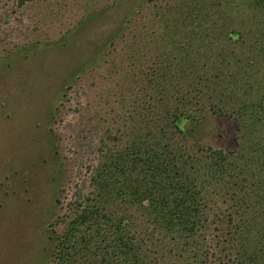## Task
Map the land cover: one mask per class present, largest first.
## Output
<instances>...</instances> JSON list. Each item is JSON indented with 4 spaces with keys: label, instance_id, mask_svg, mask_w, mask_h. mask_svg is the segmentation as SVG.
<instances>
[{
    "label": "rangeland",
    "instance_id": "rangeland-1",
    "mask_svg": "<svg viewBox=\"0 0 264 264\" xmlns=\"http://www.w3.org/2000/svg\"><path fill=\"white\" fill-rule=\"evenodd\" d=\"M235 1L223 14L247 36L232 46L206 37L217 31L210 25L174 27L168 16L181 0H0V264H57L56 243L85 206L127 218L147 264L225 263L229 232L250 210L238 187L225 193L228 177L195 160L264 142V126L237 117L264 99V51L253 49L264 19L244 27L247 6ZM207 3L201 13L215 14ZM180 113L190 118L184 132L174 124ZM135 142L208 185L194 238L157 225L149 201L127 198L148 169L112 162ZM235 172L239 184L245 176ZM254 174L248 184L264 182L260 167ZM86 258L76 262L99 264Z\"/></svg>",
    "mask_w": 264,
    "mask_h": 264
},
{
    "label": "trees",
    "instance_id": "trees-1",
    "mask_svg": "<svg viewBox=\"0 0 264 264\" xmlns=\"http://www.w3.org/2000/svg\"><path fill=\"white\" fill-rule=\"evenodd\" d=\"M26 1L28 0H20V3L23 4ZM181 1L177 5L178 14H169L168 16L172 22L174 21V27L185 25V20L189 19L197 28H203V31L207 25H210L213 30L217 31L211 32L210 29L211 33L204 32L206 37L213 34L216 40L228 41L232 46L234 41L237 43L247 36L246 30L227 25L228 16L223 14L226 13L229 6L235 5V0H208L212 3V9H218L215 14L212 12L213 10L210 14L207 10L206 14L201 13L202 8L204 6L206 8L208 4L206 0ZM243 1L245 4L241 5H246L248 10L242 16L244 27L251 25L254 21H263L264 0ZM197 3L200 4L197 5L199 9H195ZM178 19H180V23H177ZM220 22L221 24L218 25ZM167 25L170 23L165 24V27ZM205 35L200 33L199 38L201 39ZM253 45L257 55L264 51V40L253 42ZM232 96L234 97V94ZM252 107L255 108L251 113H239L237 117L242 119L243 116H247L251 118L253 125L261 124L264 126V99L259 100ZM214 111L219 114L224 113L221 112V109ZM188 118L183 113L175 116L174 124L179 131L184 132L182 126ZM140 145V143L135 142L133 151L130 153L131 158L126 156H130V154L120 157L123 163L112 162L114 166L136 170L135 160H140L145 163L148 169L145 177L140 178L137 175V178H134L135 184L126 193L127 198L135 205L149 201L147 209L150 214L155 215L157 225L164 224L166 228L176 230L184 239L194 238L203 215L201 201L204 197L203 191H206L204 188L208 185L200 184L197 175L188 174L181 164L177 163L176 166L168 163L154 145L148 147ZM242 151L240 150L235 154L234 152L225 154L220 150H211L210 155H207L204 160L197 159L195 162L207 163L205 164L207 169L211 168L213 170L211 175H215L218 180L227 182L228 177L229 182L227 183L231 185V188L227 189L225 193L236 196L235 190L238 187L241 192V194L239 193L241 201L246 203L243 208L250 210L247 213L251 215L248 216L241 212L239 224H235L229 232L227 260L224 264H264V192L259 196V189L263 187L264 182L257 178L254 184H248L246 177V175L255 176L254 170L256 168L260 167L264 171V142L261 144L260 140V144L258 142L253 145L249 152ZM127 159H130L128 163L131 162V165H126ZM131 159L135 161L134 165ZM250 165L254 167L251 169ZM236 170L245 176L241 182H238L239 184L234 181V178H237ZM204 175L207 176L208 174L205 173ZM128 177L131 176L128 174ZM108 183L109 179L106 178L105 184ZM251 194L259 196L256 203H248L247 199ZM243 195L245 199H243ZM80 210V213L70 222L69 227L56 243L55 260L57 264H78L76 256L80 254L87 256L86 260H89V255L96 259L99 258V264H147L144 256H141L140 243L126 229L127 218H113L95 206L81 207Z\"/></svg>",
    "mask_w": 264,
    "mask_h": 264
}]
</instances>
